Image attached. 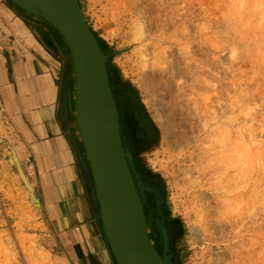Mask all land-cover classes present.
I'll use <instances>...</instances> for the list:
<instances>
[{"label": "rangeland", "instance_id": "obj_1", "mask_svg": "<svg viewBox=\"0 0 264 264\" xmlns=\"http://www.w3.org/2000/svg\"><path fill=\"white\" fill-rule=\"evenodd\" d=\"M78 2L148 121L138 161L164 191L176 264H264V0ZM16 145L0 102V264H73Z\"/></svg>", "mask_w": 264, "mask_h": 264}, {"label": "crops", "instance_id": "obj_2", "mask_svg": "<svg viewBox=\"0 0 264 264\" xmlns=\"http://www.w3.org/2000/svg\"><path fill=\"white\" fill-rule=\"evenodd\" d=\"M73 72L55 31L0 0V102L17 139L18 161L32 177L51 235L73 264H113L78 159L83 150Z\"/></svg>", "mask_w": 264, "mask_h": 264}, {"label": "bare ground", "instance_id": "obj_3", "mask_svg": "<svg viewBox=\"0 0 264 264\" xmlns=\"http://www.w3.org/2000/svg\"><path fill=\"white\" fill-rule=\"evenodd\" d=\"M68 5H69L68 0H60V1L59 0H14V6L13 5L12 6L19 7L20 9L23 8L25 11L22 9L23 10L22 12L25 14L29 12H33L34 9H40L41 10L40 18L42 19L44 18L43 20L45 19L47 21L51 20L52 22H55L58 25L63 24L67 26V21L65 19L63 20V17H64L63 13L67 15V13L69 12ZM47 21H45L46 23L42 21H39V22L42 25L49 27V23ZM89 31L91 32V35L93 36L92 38L95 41L96 38L94 34L92 33L91 30ZM97 44H96V49H97L96 53L99 56V59L101 58V61L99 60L98 62H95V64H93L94 75L90 77V79L88 78V82H89L88 83V96L93 98V100H96V103H93L90 109L87 108L86 111L81 110V115L83 116V118L85 117V119H83V122H82L83 128L85 129V134L83 136L84 141H85V144L89 152L94 153V157H93L94 161L91 164L92 166L96 167V171H94L95 178L97 182L100 181V182L108 183L110 185V188H114L113 170L112 168L109 167L110 162L108 158L112 159L113 161L115 159L116 162L114 161V163H117L118 173H119L117 183L122 185V183L125 182L126 183L125 188L127 189V191L129 188L132 187V191L129 192V197L133 198L134 206L136 207L140 215L141 223L144 226V233H145L146 240L148 241V244L151 247V249L155 251L156 255L160 259H163L161 257V254H162V249L164 248H163L162 239L160 238V230H159L160 228L162 229V226L164 229H166L167 231L166 233H168L169 238H170L169 246L164 242L166 250L163 251V254L166 251L174 250L172 247L173 246L172 228L167 218L165 219L166 221L164 220V214H163V211L164 212L166 211V216H167L168 210L166 206H164L163 209H160L162 211L158 212V216L156 212L157 203L160 202L161 198L163 199V203L165 204L164 191L158 182H156L155 180H152L150 177L146 176L141 171L140 166H139L140 164L138 161V153L140 151V147L137 144L138 138L136 139L135 135H133L136 132L135 130H133L134 124L138 125L139 128L142 127V125L147 127L148 121L145 119V117H144V120H141V117L138 118V114L136 113L138 112V109L137 107H135L137 106V104L135 103L133 96H130L129 90L125 86L121 85L122 83L115 76V73L113 71L114 69L110 68L109 57L107 58V54L103 53L102 49ZM80 78H81V72L79 71L78 72L79 101H80L81 106L83 107L85 105L87 96L84 95L85 94L84 87L82 89ZM99 86L101 87L100 91H99ZM75 90L77 91V86L75 85V73H74V104H73L74 121L76 124L77 134L80 139L77 117L75 114V106H76L75 105ZM106 95H107V100H108V107L111 108V111L114 114L115 122H113V124H115V130H111L112 131L111 135L113 133V136L112 138L104 142V146H107V145L110 146V148L113 151L120 149L121 154L123 155V159H124V166H123V159H121V157L119 158L120 155H114L113 157H107V155L105 154V150H101L100 152L97 151L99 149H104L100 145L98 140L95 138V135H97V130H98V128H96V117H97V108H98L97 102L99 104V100L101 102L104 98H106ZM66 104L70 106V109L72 108V105L67 103V101H66ZM89 131L91 134L87 135L86 133L89 134ZM80 144L83 150V154L82 152L78 153V157L79 156L82 157L85 163L86 162L85 151H84L85 146L82 143L81 139H80ZM95 151L99 153L95 154ZM12 161L13 163L14 162L17 163L15 159H13ZM125 175L128 178V182L125 181ZM19 177L22 181L26 183V187H28V189L31 190L28 184V181L23 172H20ZM87 177L91 184V192H92L91 197L96 207V211H97L96 216L101 219V216L99 215L101 212V206L102 208H105V205L103 204L100 205L99 198L95 197L94 195L95 194L94 188H93V184H94L93 177L94 176L91 174V172H88ZM129 180H130V183H129ZM122 189L123 188H121V191ZM111 191L113 193L115 192L114 189H112ZM109 193H110L109 188H107V194ZM101 200H103V197H101ZM110 202L115 211L113 213V217L116 219V221L118 220L117 225L119 226L122 225L123 227L124 226L127 227L126 220H128V217L126 214H125V217L120 216V214L123 213V208H122V205L116 199V195H114L110 199ZM124 204H127V201H125ZM159 216H162L163 220L159 218ZM159 219H161L162 226L159 225ZM154 242L158 244L157 245L158 250L155 249ZM169 247H172V248H169ZM119 251H120L121 257L124 258L125 255L121 247ZM138 260H140V258ZM113 263H114V260H113ZM126 263L128 264V262ZM131 264H135V260L132 261Z\"/></svg>", "mask_w": 264, "mask_h": 264}, {"label": "water", "instance_id": "obj_4", "mask_svg": "<svg viewBox=\"0 0 264 264\" xmlns=\"http://www.w3.org/2000/svg\"><path fill=\"white\" fill-rule=\"evenodd\" d=\"M6 2H10L14 6V0H4ZM60 1V0H59ZM68 13L65 15L63 13V20L65 19L67 21V26L63 24H56L55 22L47 21L46 19L43 20L41 17V10L40 9H34L33 12H29L27 14L35 17L37 20L42 21L46 23L47 21L49 23V26L53 28L58 35L61 37V39L66 44L70 56L73 63V69L75 73V85L77 86V91L75 90V114L77 117V123H78V131L79 136L82 141V143L85 146V157L86 162L84 163V159L82 157H78L79 162L81 164V167L83 169V172L85 175L88 174V172H91L93 177V188L95 192V197L99 198L100 205H105V208H102L101 206V212H100V218H96V221L99 225L101 234L104 238L106 247L108 251L110 252L114 264H131L132 261L135 260V264H176L175 262V252L172 251H166L163 254V251L166 250L164 242L169 246L170 238L168 233H166V229L163 228L161 219L162 216H159V225L162 226V229L160 228V238L162 239L163 248L161 257L163 259H160L154 250L151 249V247L148 244V241L146 240L145 233H144V226L141 223L140 215L134 206L133 198L129 197V192L132 191V187L128 189L126 187V183L123 182L122 185L117 183L119 173H118V167L117 163H114V161L110 158H108L110 165L109 167L113 170V176H114V188H110V185L105 182H97L95 178L94 171H96V167L92 166L94 153L89 152L85 141H84V134L85 129L83 128V116L81 115V110H85L87 108L90 109V107L93 105V103H96V100H93V98L88 96V78L92 77L94 75V69L93 64L95 62L101 61V58L99 59V56L96 53V40H93V36L91 35V32L89 31V27L83 17V14L81 12L79 2L78 0H68ZM16 7V6H15ZM22 7V6H21ZM17 9L23 11V8L16 7ZM23 9V10H22ZM36 10V11H35ZM25 11V10H24ZM96 42V43H95ZM99 45V44H97ZM109 56H107L108 58ZM81 72V84L82 89L84 87V92L87 97L85 101V105L82 107L79 101V87H78V72ZM101 90V87L99 86V91ZM97 117H96V128L97 135H95V138L98 140L100 145L104 149H99L97 151L105 150V154L107 157H113L114 155H120L119 158L123 159V155L121 154V150H115L113 151L110 146H104V142L110 138H112L113 133L111 135V130H115V122L114 114L111 111V108L108 107V100L107 95L106 98H104L101 102L99 100V104L97 102ZM114 119V120H113ZM87 135H90L86 133ZM116 145V144H115ZM95 151V154H98L99 152ZM94 152V151H93ZM97 152V153H96ZM116 162V161H115ZM123 166H124V159H123ZM18 174L20 175V172H22L20 166L18 163H16ZM110 176V175H108ZM125 181L128 182V178L125 175ZM24 185L26 186V183L23 181ZM130 183V180H129ZM107 188H109L110 193L107 194ZM121 188L122 191H121ZM114 189V193L111 191ZM127 194V195H126ZM116 195V199L118 202L122 205L123 213L120 214V216L125 217V214L128 217L127 227H123L122 225H117L116 219L113 217V213L115 212L112 204L110 202V199ZM101 197H103V200H101ZM97 199V198H96ZM95 199V200H96ZM132 199V200H130ZM127 201V204H124V202ZM165 204L163 203V199L161 198L160 202L157 203L156 206V212L158 216V212H161ZM164 220L167 218L166 211L164 212ZM100 219V221H99ZM163 220V219H162ZM166 221V220H165ZM102 222V223H100ZM102 224V226H101ZM105 230V231H104ZM158 244L154 242L155 249L158 250ZM120 247L122 248L125 257L122 258L120 255ZM173 247V246H172ZM169 247V248H172ZM135 258V259H134ZM140 258V260H138ZM123 261V262H122Z\"/></svg>", "mask_w": 264, "mask_h": 264}]
</instances>
